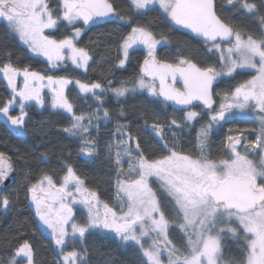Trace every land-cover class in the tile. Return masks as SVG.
I'll use <instances>...</instances> for the list:
<instances>
[{"label":"snow or ice","instance_id":"obj_1","mask_svg":"<svg viewBox=\"0 0 264 264\" xmlns=\"http://www.w3.org/2000/svg\"><path fill=\"white\" fill-rule=\"evenodd\" d=\"M226 5L232 17L221 15L216 0H130L132 11L123 14L113 0H56L55 6L50 0H0V22L31 53L46 58L50 69L69 62L85 76L99 69L96 79L81 80L20 67L11 52L0 63L10 89L0 100V115L10 130L26 135L28 110L45 107L47 88L50 107L68 116L63 132L78 141V155H104L107 175L114 177V205L89 187L70 162L71 153L59 178L43 170L28 177L25 195L38 221L34 231H49L58 249L56 264H89L87 242L99 233L135 247L138 264H264V0H226ZM153 10L170 29L188 30L210 55L196 61L187 45H178L174 59L161 58L159 49L171 44L170 35L151 21L136 22ZM240 18L251 29L238 23ZM113 20L125 29L116 41V62L97 60L79 39L85 27ZM62 25L71 32L61 38L46 32ZM140 49L144 56L135 77L114 83L115 70L130 64ZM243 75L250 78L232 83ZM72 91L77 102L92 103L78 109ZM145 93L151 103L180 106L181 120L161 123L153 112V122L145 118L134 133L121 107L115 129L103 139L101 121L112 118L108 100L124 104ZM16 108L18 114L11 115ZM251 117L257 127L229 128L213 153L216 129ZM145 130L151 142H141ZM182 138L185 144L179 143ZM14 172L12 157L0 151V185ZM18 199V193L0 190V210L8 211ZM233 247L239 254L225 256ZM0 252V264H37L36 249L20 230L0 237Z\"/></svg>","mask_w":264,"mask_h":264},{"label":"trees","instance_id":"obj_2","mask_svg":"<svg viewBox=\"0 0 264 264\" xmlns=\"http://www.w3.org/2000/svg\"><path fill=\"white\" fill-rule=\"evenodd\" d=\"M50 2L55 6L56 0H50ZM113 2L120 13H131L130 0H113ZM216 3L218 6H223L222 16L225 18L233 16L232 10L226 5V0H216ZM147 21H151L158 32H164L171 37V44L168 47L159 49L158 54L161 58L174 59V53L178 45H187L192 58L196 61H203L207 55H210L205 53V46L201 41L193 39L190 35L176 29H170L168 22L157 11L148 12L146 16L140 17L136 22L145 23ZM237 22L241 23L243 27L249 29L252 27V25L243 21V18H240ZM120 30L125 29L122 24L115 20L110 23L91 26L82 35L80 45L93 50L97 60L106 57L111 63H115L117 57L116 41ZM69 31L70 29L66 25H62L53 32L56 38H61ZM90 41L93 43H90ZM5 52H11L12 62L20 67L29 66L32 70L50 75H61L60 73L66 72L63 68L50 69V65L46 61L33 56L18 38L6 29L5 24L0 22V63L5 62L3 56ZM143 56L136 52L131 58L130 64L124 69L115 70L114 83L119 80L134 78ZM107 66V64L103 65L105 68ZM98 74L99 69L90 71L86 76V80H94ZM240 77L239 79L244 80L249 76L243 75ZM9 95L10 89L7 87L2 74H0V100L7 98ZM70 97L77 103L78 109H86L87 105L92 103L91 100L77 102L76 91H72ZM146 97L147 94H140L128 98L124 104L118 103L115 98L108 100L106 107L109 108L112 118L107 121V125L104 124V121H101L100 136L107 139L108 134L115 129L116 117L121 107L125 109L124 118L131 122L134 133L137 131L138 126H143L145 118L149 124L153 122V112L158 113L160 122L165 124L172 118H182L183 115L170 106L165 108L163 105L151 103L152 98ZM12 113L16 114L18 111L14 110ZM236 121L244 126L247 124L246 121ZM67 125L68 116L60 111L50 110L49 106L42 110L34 107L28 110L26 135L22 137L10 130V125L7 124L3 116L0 121V151H4L12 157L16 170V182L8 192L14 195L19 194V199L8 211L0 210V237H10L17 230L26 233L36 249L37 264H56L58 253L54 250L51 238L44 229L34 231L38 227V221L25 195V187L31 182L28 177L35 178L37 172L43 170L59 178L63 175L62 164L64 158L71 153L70 162L77 167L79 174L86 178L89 187L97 190L106 201L113 199L115 196V188L111 182L114 177L107 175L109 167L106 164L105 156L101 155L90 160L78 155V141L63 132V128ZM194 135L193 132L192 136L194 137ZM214 135L213 152L218 151L224 137L222 132ZM103 139L101 143H103ZM140 139L142 143L151 142V136L147 130L141 132ZM179 143L185 144L186 140L182 138ZM87 246L89 249V264H138L136 248L123 247L113 238L96 234L88 239ZM2 254L0 252V255ZM238 254V250L234 247L230 252L227 250L225 252V256H237Z\"/></svg>","mask_w":264,"mask_h":264},{"label":"rangeland","instance_id":"obj_3","mask_svg":"<svg viewBox=\"0 0 264 264\" xmlns=\"http://www.w3.org/2000/svg\"><path fill=\"white\" fill-rule=\"evenodd\" d=\"M51 3V2H50ZM2 23H4V22H2ZM67 26V25H66ZM77 26H81V25H77ZM67 28L68 29H70V31L69 32H71V28L69 27V26H67ZM86 30V29H85ZM53 31H55V30H46V32L47 33H51V32H53ZM68 32V33H69ZM18 38V37H17ZM81 39V38H80ZM80 39H79V46H81L80 45ZM19 40V39H18ZM20 41V40H19ZM21 42V41H20ZM21 44L28 50V48H27V46L26 45H24L22 42H21ZM82 47V46H81ZM90 50V49H89ZM29 51V50H28ZM91 51V53L94 55V51L93 50H90ZM30 52V51H29ZM136 52H138V54H140V55H144V52H143V50L142 49H140V50H138V51H135L133 54H132V57L131 58H133V55L136 53ZM31 53V52H30ZM33 56H35V57H38V58H41V59H43L44 61H46L47 62V60H46V58H44L43 56H37L36 54H34V53H31ZM94 57H95V55H94ZM48 63V62H47ZM64 69L66 72L65 73H60L61 75H68V76H70V77H75V78H79V79H81V80H86V76L83 74V71L82 70H76V69H74V66H72L71 64H70V62H69V64H68V66L65 68V67H61V69ZM238 77H240V76H238ZM241 78V77H240ZM248 78H250V77H248ZM247 78V79H248ZM22 81V78H18V83L19 82H21ZM74 86L73 85H69V88L70 89H72ZM43 94L46 96V105H45V107H47V106H49V108H50V110H52V111H59V110H54V109H52L51 107H50V103L48 102V101H50V98H51V94H50V92H49V90L47 89V88H45L44 89V92H43ZM76 94H77V92H76ZM146 94V93H145ZM69 95H70V93H69ZM44 107V108H45ZM34 108H36V109H40V110H42V109H44V108H40L39 106H34ZM14 110H17L18 111V108H16V109H14ZM14 110H12L11 111V115H17L18 113H12ZM61 112V111H60ZM63 113V112H62ZM64 114H66V113H64ZM67 115V114H66ZM254 119V117H251V118H242V119H237V120H239V121H246V120H253ZM4 120L7 122V120L4 118ZM178 121L179 120H181V118H179V119H177ZM7 124L9 125V123L7 122ZM104 124L105 125H107L108 123H107V121H104ZM217 133V132H216ZM213 137V136H212ZM72 138V137H71ZM73 139H75V138H73ZM217 151H214L213 153H216ZM87 158V157H86ZM88 159H90V160H92L91 158H88ZM98 194H99V196H100V199L102 200V201H105L103 198H102V196L100 195V193L98 192ZM114 198V204H115V202H116V195L113 197ZM32 206V205H31ZM32 208H33V210H34V207L32 206ZM77 208H78V213L80 212V211H82V208H80V206H77ZM34 212H35V210H34ZM49 236H50V233H49V231H48V233H47ZM99 234H101V235H104V236H106L105 234H103V233H99ZM174 239H176L175 237H174ZM118 243H120L119 241H118V239L116 240ZM122 245V244H121ZM123 246V245H122ZM123 247H125V246H123ZM58 253V252H57ZM58 258H59V256H58Z\"/></svg>","mask_w":264,"mask_h":264},{"label":"flooded vegetation","instance_id":"obj_4","mask_svg":"<svg viewBox=\"0 0 264 264\" xmlns=\"http://www.w3.org/2000/svg\"><path fill=\"white\" fill-rule=\"evenodd\" d=\"M90 27H91V26H87V27H85L86 30H84V32L87 31ZM237 81H243V79H239V77H237V80H236V81H233L232 83L234 84V83H236ZM226 86H227V84H221V85H220V88L223 89V88H225ZM171 108H172V107H171ZM172 109L175 110L174 108H172ZM197 110H199V109H197ZM175 111L178 112V113H181V114L183 115L182 112L177 111V110H175ZM246 122H247V124H245V126H244V125L239 124L238 121L235 120V121H233V122H230V123L224 125V127H223L222 129H221V128L216 129L215 132H214V134H216V132H217V133L222 132V134L224 135V137H223V140H224V139H225V134L228 132V129H229V128H232V129H236V128H240V129H250V128H253V127H257V126H258V122H255V118H254L253 120H246ZM197 127H199V125H197ZM214 136H215V135H213V137H212V141H213L212 146L214 145ZM223 140H222V141H223ZM220 145H221V143H220ZM212 146H211V150L213 151ZM100 195H101V194H100ZM105 201H106V200H105ZM107 202H108L109 204H111V205H114V198L111 199V200H107ZM44 231H46V232L48 233V230H45V229H44ZM100 235H101V234H100ZM102 236H104V235H102ZM105 237L113 238V236H111V235H106ZM113 239H114V240H117V239H115V238H113ZM119 244H120V243H119Z\"/></svg>","mask_w":264,"mask_h":264},{"label":"water","instance_id":"obj_5","mask_svg":"<svg viewBox=\"0 0 264 264\" xmlns=\"http://www.w3.org/2000/svg\"><path fill=\"white\" fill-rule=\"evenodd\" d=\"M107 22H100L99 24H105ZM179 32H182V33H185V34H188L191 36V34H189L188 30H183V29H180L178 30ZM192 37V36H191ZM197 40V39H196ZM199 41V40H198ZM179 86V85H178ZM170 103V107L174 108L175 110L178 109L180 106H176V105H171V102ZM178 111V110H177ZM2 120V115H0V121ZM14 165V163H13ZM15 168V166H14ZM16 182V170L15 172L12 174L11 178H9L7 181H5V183L3 185H0V190H6L8 191ZM51 238V236H50ZM52 241V239H51ZM52 244H53V247H54V250L56 252H58V249L56 248L54 242L52 241Z\"/></svg>","mask_w":264,"mask_h":264}]
</instances>
